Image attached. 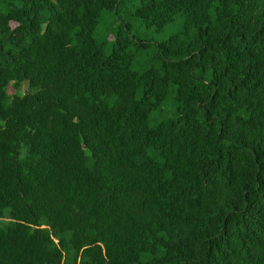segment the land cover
I'll return each instance as SVG.
<instances>
[{"label":"trees","instance_id":"1","mask_svg":"<svg viewBox=\"0 0 264 264\" xmlns=\"http://www.w3.org/2000/svg\"><path fill=\"white\" fill-rule=\"evenodd\" d=\"M0 264H264V0H0Z\"/></svg>","mask_w":264,"mask_h":264},{"label":"rangeland","instance_id":"2","mask_svg":"<svg viewBox=\"0 0 264 264\" xmlns=\"http://www.w3.org/2000/svg\"><path fill=\"white\" fill-rule=\"evenodd\" d=\"M120 18L122 19V21H125L127 22V24H129L131 26V29H130V32L131 34L142 40V41H145V42H149V43H152V44H159L161 42H164L166 39H168L174 32H176V30L174 29H167L165 32L163 33H156L154 32L153 30H149V29H146L140 21H137L136 19H133L129 16V14L127 13V11L123 12L120 16ZM114 18L112 19H108V21H111L113 20ZM105 25H108V24H105ZM104 26V24L102 25L101 24V27L102 28ZM13 28L16 27V24H13L12 25ZM9 93L10 94H13L14 93V89L12 87L9 88Z\"/></svg>","mask_w":264,"mask_h":264}]
</instances>
